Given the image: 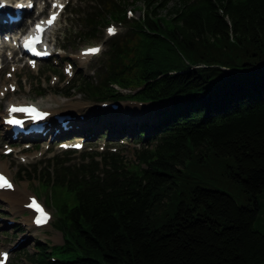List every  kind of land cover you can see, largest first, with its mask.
Returning a JSON list of instances; mask_svg holds the SVG:
<instances>
[{
  "label": "trees",
  "instance_id": "16d2710c",
  "mask_svg": "<svg viewBox=\"0 0 264 264\" xmlns=\"http://www.w3.org/2000/svg\"><path fill=\"white\" fill-rule=\"evenodd\" d=\"M78 1L80 29L58 38L88 44L109 23L126 31L65 96L158 108L133 162L110 151L73 168L47 160L40 187L60 198L63 243L33 264H264V0ZM130 7L142 16L128 20ZM221 176L243 204L201 185Z\"/></svg>",
  "mask_w": 264,
  "mask_h": 264
},
{
  "label": "rangeland",
  "instance_id": "374dc122",
  "mask_svg": "<svg viewBox=\"0 0 264 264\" xmlns=\"http://www.w3.org/2000/svg\"><path fill=\"white\" fill-rule=\"evenodd\" d=\"M32 1L35 2V7L30 16L36 15L38 10L43 6H45V10L49 8L46 0ZM65 1L67 2V0ZM76 2V0H72L71 8L74 10L76 9L74 7ZM79 7L86 9V4L79 3ZM67 8L55 28L48 34L54 52L53 58L50 59L54 67L53 65H46L45 62H40L36 69L28 68L23 64L19 54L13 55L12 51L7 49V47H2L6 45L11 46L10 41L5 43L3 40L4 35L7 34L9 36V34L4 32L0 37V60L2 65V69L0 70V93L2 92L4 95V90L7 88L8 83H12V85L17 87V91L14 93L7 92L5 96L0 94V169L7 167L11 179L18 188L17 194L22 202H25L27 196H35L40 202H44L47 205L46 209L52 215V220L48 227L34 229L29 226V223L23 222V219L30 217L28 212L20 213L13 211L0 198V251H10V249L15 247V249L10 251L8 264H32L31 259L38 257L39 252H44L53 245L62 244L61 233L52 227L57 218H59L56 211L60 198L57 195H53L50 189L42 186L38 187L40 182L39 172L42 174L46 170L48 166L47 160L58 156L60 157L58 161L62 160L65 166L73 168L81 164H88L90 156H93L94 153L103 154L106 151H114V147L117 150L116 153L118 152L126 163L133 162L135 152L139 149V145L136 144L138 132L144 123L149 121L148 116L158 108H153L152 106L148 110V105L140 106V104L128 99L119 102V107L115 112L110 109L113 103L109 102L106 104V107L102 108L101 104L90 101L83 93L78 91L70 92L67 98L63 96L68 93L67 88L72 85V81L77 76L86 75L87 77H95L94 72L100 67L104 53L107 51V41L109 39L106 30L103 35L100 34L98 39L90 44L74 39V36L68 33L66 35L67 39L63 41L59 40L58 44L60 46H69V48L67 51L60 50L58 44L56 46V37L65 29L68 18L71 21L73 29H80L78 20L67 14ZM128 11H131V15H127V19H137L142 16V13L138 9L130 7L127 8L126 13ZM45 14L46 11L44 12ZM13 30L15 33L19 32L21 28L18 27ZM124 31L123 27L116 26L117 34H121ZM95 45L101 48L97 56L89 59H81L79 57L81 49ZM13 68L14 71H12ZM64 68L70 70L71 76L63 74ZM10 74L11 78L8 77ZM38 93H43V96L38 97ZM8 103H35L44 110L60 115L74 111L83 120L86 119L87 113L90 112L91 118L90 120L88 119V122L90 121L92 125L97 127L93 131L92 137H88V134L91 132L90 129L84 133L85 129H81L79 126V130H75L73 134H69L68 137L60 140L65 141L69 139L70 143L83 141L84 148L69 157L63 154L70 151H61L55 146V142L49 136H45L42 139L35 138L32 143L19 144L21 143L19 141L11 142L1 125V117ZM126 108L132 111L135 118H131L128 121L122 119L124 109ZM95 117H100L98 124L94 123ZM112 123H115V125L112 126ZM58 142L59 140H57V144ZM143 142H146V140L144 139ZM26 145H30L34 149L20 153L19 150L25 148ZM7 147H11L13 152L5 156L3 152ZM95 160L99 161L100 158H96ZM224 163L232 164L231 161ZM36 169L38 173L35 174ZM21 171L22 174L19 175ZM201 185L230 193L238 200L239 204H243L244 202V196L238 187L224 181L222 176L216 181L202 182ZM259 201L261 210L264 212V192L259 196ZM8 222H10V225H7ZM255 228L264 234V220H259ZM54 257L58 260H66L67 255L57 253L54 254Z\"/></svg>",
  "mask_w": 264,
  "mask_h": 264
},
{
  "label": "bare ground",
  "instance_id": "6f19581e",
  "mask_svg": "<svg viewBox=\"0 0 264 264\" xmlns=\"http://www.w3.org/2000/svg\"><path fill=\"white\" fill-rule=\"evenodd\" d=\"M12 28L13 27H10V28L9 27H4L2 30L4 32H8V31L12 30ZM13 41L14 40H11V43ZM89 58H90V56H87V57L86 56H83V57H81V59H89ZM16 105H27V103H17ZM70 112L75 117H74L73 121H71L69 123V125H71V127L74 126L75 128H78L77 130H79V126L81 127V129L84 128L85 129L84 130V133L87 132L88 129H90L91 132H90V134H88V137H92L93 136L92 133H93V131L95 130V128L97 126H93L90 121L88 122V119L90 120V118H91L90 112L87 113V117L84 120L83 119L81 120L78 116H76V112H74V111H70ZM52 113H55V112H52ZM131 118H135L133 116L132 111H130V109H128V108L124 109V113H123V118L122 119H124L125 121H128ZM113 121H115V120H113ZM114 125H115V123H112V126H114ZM59 136H60V134L56 135L54 138L55 139H58ZM0 172L4 173L7 177L11 178L9 172L7 171V167L1 168L0 169ZM17 190H18V188L16 186H13V190L12 191H3V190H1L0 191V198L3 199L9 205V207L13 211H18L20 213H24L25 210L23 209V205L27 204V199H25V202H22L19 199V197H18ZM28 197L29 196H27V198ZM28 213L30 214V217L23 219V222L29 223V226L32 227L33 226V224H32L33 214L30 213V212H28ZM50 221H51V218H50V220L48 221V223L43 228L48 227L50 225ZM8 262H9V259L7 260V262L5 264H8Z\"/></svg>",
  "mask_w": 264,
  "mask_h": 264
},
{
  "label": "snow or ice",
  "instance_id": "6c2138e0",
  "mask_svg": "<svg viewBox=\"0 0 264 264\" xmlns=\"http://www.w3.org/2000/svg\"><path fill=\"white\" fill-rule=\"evenodd\" d=\"M53 19H54V17H53ZM49 23H51V21H49ZM37 30L38 31L40 30L39 26H38ZM114 31H115L114 29H109V33L110 34H114ZM96 51H98V49H92L91 50V52H96ZM11 111L15 112V111H28V110L12 108ZM30 111L33 112V113H36L35 109H31ZM36 115L37 116H42L43 114L42 113H36ZM11 187H12V185L8 182V180L3 175H0V188H11ZM28 206L29 207H33L37 212L40 213L39 217L36 220L37 224L46 222V220H47L46 214L40 209V207L36 204V202L34 200ZM3 258H4V260H6L7 259V254H4Z\"/></svg>",
  "mask_w": 264,
  "mask_h": 264
}]
</instances>
